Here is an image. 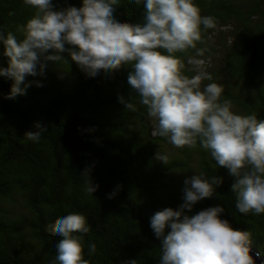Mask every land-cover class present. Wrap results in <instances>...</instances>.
<instances>
[{"label": "trees", "instance_id": "obj_1", "mask_svg": "<svg viewBox=\"0 0 264 264\" xmlns=\"http://www.w3.org/2000/svg\"><path fill=\"white\" fill-rule=\"evenodd\" d=\"M58 7L64 0H54ZM79 7L81 0H68ZM205 15L216 19L215 29L203 34L198 47L204 58H216L209 73L224 86L234 110L257 113L264 119V0H197ZM143 4L123 0L118 6L122 19L137 23ZM33 10L22 0H0V26L16 31ZM19 36L20 34L17 33ZM187 75H195L187 63L195 50L177 53ZM0 64L7 58L0 55ZM131 69L122 67L114 75L88 77L70 58L52 63L42 80L26 94L7 99L12 79L0 77V264H49L61 237L48 225L70 212H82L91 231L84 235L96 251L86 255L90 264H158L159 240L150 227V217L165 207L178 208L183 201L186 177L203 171L208 177L224 178L216 196L199 201L188 212L223 204L235 227L250 231L253 247L264 256V214H242L236 207L231 185L234 177L219 167L199 146L176 148L156 134L154 120L139 104L127 83ZM211 81L204 80L203 84ZM23 87V85H21ZM123 94L137 105L125 109ZM46 126L38 141L24 138ZM169 154L168 163L158 152ZM91 174H82L85 168ZM99 184L94 195L85 192V182ZM120 191L109 199L108 193Z\"/></svg>", "mask_w": 264, "mask_h": 264}, {"label": "clouds", "instance_id": "obj_2", "mask_svg": "<svg viewBox=\"0 0 264 264\" xmlns=\"http://www.w3.org/2000/svg\"><path fill=\"white\" fill-rule=\"evenodd\" d=\"M22 2L33 10L26 22L15 32L0 26V55L7 58V66L0 64V77L14 81L5 98L26 94L32 84L42 87V80L27 78L44 77L49 62L70 58L88 77L114 75L127 66V83L154 120L156 134L176 148L199 146L207 151L235 178L231 188L236 209L245 215L264 214V119L234 110L232 100L223 96L224 86L205 70V49L197 45L205 31L215 29L216 19L203 14L197 0H133L144 7L137 23L120 17L123 0H81L79 7L68 0L62 7L54 0ZM189 50H195L187 60L194 65L193 76L185 73L184 60L177 55ZM118 100L125 109L137 110L130 97L120 94ZM35 127L24 138L38 141L47 128L40 122ZM156 158L168 163L170 157L160 151ZM91 171L88 167L82 174ZM223 183L221 176L195 172L184 181V202L150 217L159 240L158 264H258L252 233L235 227L223 215V204L188 214L199 201L216 196ZM99 187L93 179L85 182L89 195ZM120 187L108 198L118 195ZM47 230L61 237L49 264H90L86 255L94 253L96 245L88 246L86 254L84 235L91 225L84 213L70 212ZM126 264H140V259Z\"/></svg>", "mask_w": 264, "mask_h": 264}, {"label": "rangeland", "instance_id": "obj_3", "mask_svg": "<svg viewBox=\"0 0 264 264\" xmlns=\"http://www.w3.org/2000/svg\"><path fill=\"white\" fill-rule=\"evenodd\" d=\"M202 59H204V61H205V65H204V68H205V70L209 73V71L212 69V68H214V65H215V63H216V61H215V59L213 58H204V57H201ZM194 66V65H193ZM195 74H196V72H195ZM154 129H156V127H154Z\"/></svg>", "mask_w": 264, "mask_h": 264}, {"label": "water", "instance_id": "obj_4", "mask_svg": "<svg viewBox=\"0 0 264 264\" xmlns=\"http://www.w3.org/2000/svg\"><path fill=\"white\" fill-rule=\"evenodd\" d=\"M252 254L257 259L258 264H264V256H262L257 249H255L253 246Z\"/></svg>", "mask_w": 264, "mask_h": 264}]
</instances>
